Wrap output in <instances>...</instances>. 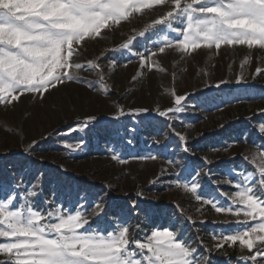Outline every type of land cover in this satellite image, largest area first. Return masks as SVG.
<instances>
[{"label": "rangeland", "instance_id": "rangeland-1", "mask_svg": "<svg viewBox=\"0 0 264 264\" xmlns=\"http://www.w3.org/2000/svg\"><path fill=\"white\" fill-rule=\"evenodd\" d=\"M162 11L134 14L130 22L104 30L103 38L85 41L77 62L86 67L73 69L76 79L51 89L43 99L26 93L19 102L0 105V185L5 188L0 198L11 191L16 204L27 200L42 211L59 208L67 214L86 209L90 223L85 228L93 230L118 224L123 216L133 239L143 242L153 230H173L178 239L201 252L200 241L213 248V237L234 234L245 226L242 211L239 217L217 213L177 185L198 182L197 193L202 197L242 210V205H233L227 197L237 190L234 184L243 183V177L252 173V157L264 144V134L259 132L264 124V71L256 74L258 67L264 69V50L223 45L219 50L201 48L183 55L175 47H166L160 54L158 47L165 38L175 39L174 33L165 32L132 42L136 52H157L147 67L142 66L121 45ZM89 61H96L99 69L88 68ZM221 81L226 83L216 87ZM175 95L187 97L181 105L184 111L170 113L171 118L159 116V111L176 107ZM92 117L95 121L85 127ZM238 125L251 128V142L242 138L225 148H203L217 133ZM146 126L158 129L142 146L141 131ZM137 136L139 149L134 144ZM113 155L125 162L113 160ZM203 158L210 163L205 165ZM233 169L235 174L229 175ZM43 180L50 182L53 191L49 199ZM33 191L38 194L29 196ZM117 200L131 211H117L111 217L109 209ZM100 201L103 216L94 207ZM141 205L151 211L152 219L148 216L145 221L134 210ZM241 255L248 253L239 245H226L211 251L208 258L210 264H242Z\"/></svg>", "mask_w": 264, "mask_h": 264}, {"label": "snow or ice", "instance_id": "snow-or-ice-1", "mask_svg": "<svg viewBox=\"0 0 264 264\" xmlns=\"http://www.w3.org/2000/svg\"><path fill=\"white\" fill-rule=\"evenodd\" d=\"M156 8L164 11L121 45L136 55L142 66L147 67L157 52H136L132 42L165 32L174 33L175 39L165 38L158 47L160 54L166 47H175L183 55L201 48L219 50L223 45L264 50V0H0V105L19 102L26 93L43 99V94L51 89L74 81L72 70L86 67L77 62L85 41L103 38L104 30L130 22L134 14ZM155 63L153 60L152 64ZM87 67L95 70L100 65L89 61ZM262 71L258 67L256 74ZM222 83L226 82L221 81L216 87ZM186 99L184 95H175L176 107L159 111V116L171 118L170 113L183 112L181 105ZM140 111L148 113L147 109ZM94 121L92 117L84 126ZM259 132L264 134V124L259 126ZM175 135L186 141L185 136ZM259 148L261 151L251 160L255 165L252 173L243 177V183L234 184L237 190L227 197L233 205H242V210L219 205L212 197H202L197 193L198 182L177 185L210 204L217 213L229 212L239 217L242 211L246 221L256 222L245 221V226L234 234L213 237V248L200 241L204 248L201 252L182 237L178 239L177 231L167 229L153 230L143 242L133 239L123 216L118 224L102 230L85 228L90 223L86 209H73L67 214L59 208L42 211L27 200L23 205L16 204V195L9 191L0 198V237L5 238L0 241V264H210L211 251L226 245H239L242 252L248 253L239 257L242 264H264V144ZM112 159L125 162L116 155ZM203 159L205 165L210 163ZM244 159L248 161V157ZM235 172L230 170L229 175ZM2 191L5 188L0 185ZM94 207L103 216V202H94Z\"/></svg>", "mask_w": 264, "mask_h": 264}, {"label": "trees", "instance_id": "trees-1", "mask_svg": "<svg viewBox=\"0 0 264 264\" xmlns=\"http://www.w3.org/2000/svg\"><path fill=\"white\" fill-rule=\"evenodd\" d=\"M203 107H198L197 110H202ZM157 129L158 127H155V126H146L144 127V129H142L141 131V135H142V138H143V143H142V146L146 145V142L149 141V139H151L157 132ZM253 132L251 130V128H246L241 126V125H238L236 127H232L230 129H226L219 133H217L216 135H214L212 137V139H209L208 140V143L204 145V149L207 147V146H210L212 149H215V148H225L229 145H232L233 143H236V142H242L241 140H243L242 138H244L245 141H248V142H251L253 138ZM140 142H141V139L139 136H137L135 138V146L139 149V146H140ZM3 179V176L0 177V184L2 183V180ZM42 186L43 188H45V196H47V198L49 199L50 198V195L52 194V189H51V185H50V182L47 181V180H43L42 181ZM54 188V187H53ZM95 188H99V187H95ZM112 209H109L110 213H108L111 217H115V212L117 211H121L123 213L125 212H130L131 210L127 207L126 203L122 200H117L113 203ZM134 210H137L139 212H141L142 216V219L145 220V221H148L147 220V217L149 216V218L152 219V213L151 211H149V209H147L146 206L144 205H141L140 207H137L135 208ZM159 212H162L161 210H159ZM222 261H220L219 264H221ZM223 264V263H222Z\"/></svg>", "mask_w": 264, "mask_h": 264}]
</instances>
